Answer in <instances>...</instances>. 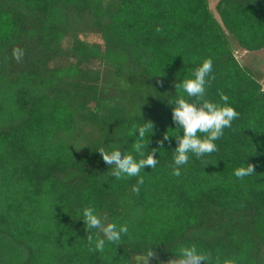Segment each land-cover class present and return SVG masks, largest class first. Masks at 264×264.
Listing matches in <instances>:
<instances>
[{
  "label": "trees",
  "instance_id": "1",
  "mask_svg": "<svg viewBox=\"0 0 264 264\" xmlns=\"http://www.w3.org/2000/svg\"><path fill=\"white\" fill-rule=\"evenodd\" d=\"M214 11L208 0H0V264H134L148 249L168 264L183 246L208 264H264V84L234 56L264 49V0ZM205 58L206 98L227 96L239 117L216 152L173 176L175 139L157 141L176 127L175 84ZM147 122V149H162L133 193L137 178L113 179L97 150L131 151L129 129ZM241 162L254 174L238 180ZM88 206L128 225L120 245L89 252L77 214Z\"/></svg>",
  "mask_w": 264,
  "mask_h": 264
},
{
  "label": "clouds",
  "instance_id": "2",
  "mask_svg": "<svg viewBox=\"0 0 264 264\" xmlns=\"http://www.w3.org/2000/svg\"><path fill=\"white\" fill-rule=\"evenodd\" d=\"M156 31L159 32L160 28L157 27ZM22 56V49H13L14 59L19 60ZM212 74V59H203L189 76L175 84V91L179 89L182 94H175L174 97L169 98V103L173 105L171 120L176 127L166 130L162 140H158L157 144L162 146L169 140V137H174L175 147L171 151L170 165L173 176L181 175V170L189 163L190 157L200 159L216 152V142L224 135L225 129L231 128L233 121L239 117V113L228 103L227 96L220 97L223 103L206 98L207 88L213 79ZM152 130L153 125L150 122L129 129L127 136L133 137L131 151L121 152V147L111 148L108 147L109 144L97 150L102 161L108 169H111L108 175L113 179L137 178L136 184L131 189L133 193L139 192V186L144 183V178L140 174L145 166L153 169L158 164L156 153L162 147L152 148L150 151L147 149L148 136ZM241 151L244 157L246 149ZM253 174L254 165L251 163L245 166L241 162L240 166L233 170V175L238 180H243ZM77 214L88 232L86 238L89 252L103 253L106 244L120 245L122 237L128 233L126 223L106 221L105 217L98 214L92 206L79 209ZM92 231L96 233L95 237L89 235ZM174 254L178 258V264H200L201 261L208 264L210 259L207 254L198 251L195 246H183ZM152 256L151 249H148L138 264H148Z\"/></svg>",
  "mask_w": 264,
  "mask_h": 264
},
{
  "label": "rangeland",
  "instance_id": "3",
  "mask_svg": "<svg viewBox=\"0 0 264 264\" xmlns=\"http://www.w3.org/2000/svg\"><path fill=\"white\" fill-rule=\"evenodd\" d=\"M218 0H208L210 10L214 17H216L215 11H214V5ZM85 41L89 43H100V39L98 36H95L93 34H85L82 36ZM234 56L236 57L237 61L241 66L246 67L251 71V73L254 75L256 79L261 84H264V49L255 52V53H243L240 50L234 53ZM140 256L133 258V263L138 264L140 260ZM148 264H167V262H163L159 259H149ZM168 264H178V262L170 261Z\"/></svg>",
  "mask_w": 264,
  "mask_h": 264
},
{
  "label": "crops",
  "instance_id": "4",
  "mask_svg": "<svg viewBox=\"0 0 264 264\" xmlns=\"http://www.w3.org/2000/svg\"><path fill=\"white\" fill-rule=\"evenodd\" d=\"M241 52H243V53H247V52H244V51H241ZM257 81H258V79H256Z\"/></svg>",
  "mask_w": 264,
  "mask_h": 264
}]
</instances>
